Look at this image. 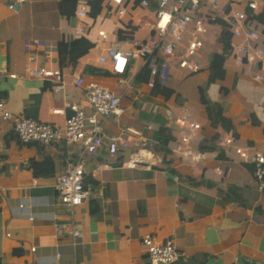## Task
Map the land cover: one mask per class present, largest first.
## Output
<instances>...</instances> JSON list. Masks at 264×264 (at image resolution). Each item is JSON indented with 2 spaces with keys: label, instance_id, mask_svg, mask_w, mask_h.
Wrapping results in <instances>:
<instances>
[{
  "label": "crops",
  "instance_id": "crops-1",
  "mask_svg": "<svg viewBox=\"0 0 264 264\" xmlns=\"http://www.w3.org/2000/svg\"><path fill=\"white\" fill-rule=\"evenodd\" d=\"M10 1L0 0L3 107L58 123L70 101L87 112L82 86L72 82L78 74L120 94L122 112L116 121L108 117L103 127L128 144L113 156L102 146L84 158L88 193L69 213L57 201L53 180L63 163L74 159V145L21 141L0 110V264H151L140 243L144 233L173 242L179 254L168 264H237V255L264 261V184L257 187L248 161L236 159L232 151H215L226 134L237 144L264 150V78L252 77L256 65L235 63L226 48L221 75L209 79L211 55L223 52L215 18L224 19L225 0L213 9L201 6L211 16L200 34V67L180 71L172 57L158 59L151 87L136 78L141 59L129 60L119 82L108 62L97 57L107 46L125 49L147 37L156 0H148L147 7L123 0L122 15L111 0H102L95 16L86 5L82 34L74 33L80 22L74 13L59 11V0H23L14 9L7 7ZM255 21L264 43V24ZM78 36L91 46L59 59L57 41ZM60 83L63 87L54 90ZM183 111L199 123L189 140L192 149L204 153L195 166L168 149L185 131L179 120ZM158 126L170 133L166 151L154 146ZM139 147L149 149L148 167L120 164ZM69 220L76 223V236L68 231Z\"/></svg>",
  "mask_w": 264,
  "mask_h": 264
},
{
  "label": "built area",
  "instance_id": "built-area-1",
  "mask_svg": "<svg viewBox=\"0 0 264 264\" xmlns=\"http://www.w3.org/2000/svg\"><path fill=\"white\" fill-rule=\"evenodd\" d=\"M23 0H12L7 3L10 9L16 8ZM220 0H156L153 9V19L150 23L151 32L135 46L125 49L107 46L104 53L98 55L97 61H107L111 71L117 74L116 80L123 81V73L127 70L130 59L139 58L142 66L148 69L146 84L151 87L157 74L156 61L167 62L172 57L176 68L180 71H195L200 65L196 58L197 50L202 45L200 34L205 31V21L211 16L209 12ZM116 6L115 12L119 15L125 13L123 0H111ZM226 9L224 20L231 37H238L233 42L229 40L227 52L233 61L238 64L256 65L252 77L256 80L264 78V43L259 36V28L253 17L262 5V0H225ZM202 4L210 9L202 10ZM240 4V7L237 5ZM86 0H77L74 16L79 23L74 28V33L84 32L83 17L85 16ZM137 5L148 6V0H138ZM101 39L106 38L103 30H97ZM14 76L13 73H10ZM72 82L81 85L87 112L76 101L65 104L68 112L64 115L62 123L45 121L27 115H17L5 109L0 98L1 116L9 120L13 131L21 141H33L39 144H48L51 141H63L75 147L74 159L66 160L59 172L54 175L53 186L56 190L57 201L69 212L74 205L79 204L87 196L85 186L86 172L83 160L90 155H96L100 147L104 146L107 153L113 156L119 147L127 146V139L116 135L106 134L103 123L111 117L114 121L122 112L119 104L120 94L112 91L107 85L96 80L84 81L78 74L73 76ZM63 85H53L54 90H59ZM53 112H62V108H53ZM179 120L185 131L173 140L169 146L171 153L180 159L188 160L192 166L203 158L200 149H192L189 140L194 131L199 128V123L192 120L188 111H183ZM223 149L232 151L236 159L248 161L251 164L252 174L257 182V187L264 184V150L235 143L234 138L226 134L221 138V143L215 146V151ZM149 149L139 147L131 150L124 161L129 167L144 168L151 163L150 156L145 154ZM97 168V165L94 166ZM219 173V167H215ZM31 218V215L27 214ZM69 232L76 236L78 229L73 220H69ZM140 243L151 264H168L178 256L173 242L167 238L156 241L152 235L144 233Z\"/></svg>",
  "mask_w": 264,
  "mask_h": 264
},
{
  "label": "trees",
  "instance_id": "trees-1",
  "mask_svg": "<svg viewBox=\"0 0 264 264\" xmlns=\"http://www.w3.org/2000/svg\"><path fill=\"white\" fill-rule=\"evenodd\" d=\"M88 4V14L91 16H95L101 7L102 0H86ZM76 0H59V11L65 14L66 16L73 14L75 8ZM253 17L260 23L264 24V0H262V5L258 11L253 13ZM215 21L220 25V31L216 34V39L219 41L223 47V52L221 53H213L211 55V61L209 64V79L212 81L215 77L221 75L223 71L222 61L224 58V50L229 47L230 40V32L227 29V23L224 19L215 18ZM121 36V30L117 31V37ZM92 42H90L87 38L83 36L74 37L68 40L59 39L57 41V55L59 59L64 57H70L75 55L77 52L83 50L86 47L91 46ZM59 63H62L60 61ZM85 69L95 71L97 68L92 66H85ZM137 79L147 80L148 78V69L146 66H142L140 71L136 75ZM155 86V84H154ZM222 92H226L225 88H222ZM155 138V148L162 149L164 151L167 150L166 143L170 138V133L166 126H158L154 131Z\"/></svg>",
  "mask_w": 264,
  "mask_h": 264
},
{
  "label": "water",
  "instance_id": "water-1",
  "mask_svg": "<svg viewBox=\"0 0 264 264\" xmlns=\"http://www.w3.org/2000/svg\"><path fill=\"white\" fill-rule=\"evenodd\" d=\"M236 263L237 264H264V261L255 260L252 258L245 257L243 255H237Z\"/></svg>",
  "mask_w": 264,
  "mask_h": 264
}]
</instances>
